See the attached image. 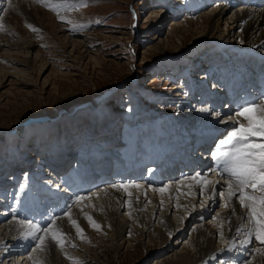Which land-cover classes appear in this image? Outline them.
<instances>
[{
	"label": "rangeland",
	"instance_id": "obj_1",
	"mask_svg": "<svg viewBox=\"0 0 264 264\" xmlns=\"http://www.w3.org/2000/svg\"><path fill=\"white\" fill-rule=\"evenodd\" d=\"M13 1L0 0V38L11 30L24 34L34 46L28 53L9 47L0 51L5 59L0 60V193L6 199L0 204L2 226L23 221L21 215L28 216L24 222L38 220L39 208L45 214L52 211L46 201H52L51 197L39 194L34 186L41 180L56 181L46 176H55L51 165H56L59 150L65 149L69 158L63 175L95 170L90 179L78 176L75 188L86 180L99 183L107 162L109 174L116 178L115 161L131 166L149 159L152 146L164 150L166 145L178 161L179 145L192 141L200 129L209 130L208 124L219 128L215 118L227 110L229 92L242 90L257 74L256 61L249 63L241 57L240 65L239 54H232L240 43L228 40L229 54L218 50V43L234 30L232 25L222 24L213 34L185 26L212 14L218 0H21L25 8ZM242 1L234 0L231 10L243 11ZM31 5L43 18L53 17L66 27L67 43L74 40L77 45L70 42L63 48L58 44L49 25L31 16ZM173 28L182 29L183 34H172ZM64 35H60L63 41ZM208 72L217 81L205 83ZM220 77L226 83L223 88ZM175 137L182 142L174 143ZM43 158L48 166L43 165ZM213 165L211 161L209 167ZM142 175L149 178L146 172ZM27 186L35 198L30 213V198L21 202L17 197ZM218 198L215 210L223 207V199ZM187 236L188 232L174 235L165 248L148 240L131 246L121 241L109 249L96 247L94 254H83L80 264H156L157 258L180 250L177 242ZM217 263L218 258L210 264Z\"/></svg>",
	"mask_w": 264,
	"mask_h": 264
},
{
	"label": "bare ground",
	"instance_id": "obj_2",
	"mask_svg": "<svg viewBox=\"0 0 264 264\" xmlns=\"http://www.w3.org/2000/svg\"><path fill=\"white\" fill-rule=\"evenodd\" d=\"M13 2L17 3L16 6L25 8V3L21 0ZM242 3L243 11H234L231 10L234 0H218L212 7V14L200 16L196 22L190 20L185 25L189 29L192 27L201 31L203 29L209 34H213L214 30L222 24L232 25L234 30H230L226 34L225 40L218 43V48H220L218 50L229 54L231 48L229 42H238L241 47L231 49L232 54H239V62L238 60L237 62L241 65L243 62L241 57L248 60L246 62L250 60L257 62L255 79L249 80L248 78L249 82L247 81V84L242 86V90L229 92L230 100L227 112L224 110L221 115L219 114L215 118L214 123L220 124L219 128L208 124L209 130L197 131L198 135L194 138H198L197 146L192 142L194 139L181 143L179 150H184L181 153L184 155L182 156L183 163L178 168L174 164L177 163V156L174 151H171V148L165 145V149L161 150V148L152 146L148 150L151 156L149 159L135 161V164L131 166H125L120 163L121 161H115L116 168H119L114 174L116 178L109 174L111 167L108 162H104L105 166L100 172L99 183L95 184V182L86 180L76 188L75 186L79 185L77 183L78 176L81 179L80 176L84 173H80V175L74 173L70 177L63 175L62 172L69 164V160H66L69 158L65 149H63L64 152L59 150L55 156L56 165H51L55 176L52 174L46 176L57 178L56 181L54 179L46 182L41 180L34 186L39 194L46 192L51 197L52 201H46L52 211L45 214L39 208L38 214L41 217L38 220L30 221L44 225L51 217H57L51 227L53 231L59 228L64 234L61 244L57 245L54 241L46 238L45 244L37 247L35 240L24 238L23 233L26 230L24 220H27L28 216L21 215L23 221L15 220L3 226L0 225V264H80L83 254H94L96 247L109 249L111 246L118 247L121 241L123 243L127 241L131 246L135 241L142 244L143 241L148 240L150 243H159L158 247L165 248L171 237L176 234L183 236L185 232H188L189 236L177 242L178 245H181V249L170 251L166 258L162 257L164 259L157 258L156 264H210L216 258L219 262L217 264H264V243L256 240L254 235L251 237L247 235V231L251 227V221L246 219L248 209L242 206L235 196H228L230 181L227 173H221L216 167H211L212 169L209 167L210 161L213 159L208 155L212 150L208 145V139L224 129L222 137L219 136L223 138L226 130H230L233 124L231 117L234 115L235 109L241 104L264 99V71L261 69V64L264 63V54H262L264 53V0H243ZM30 8L31 12L33 11L31 16L39 18L42 24L45 21V25L48 24L50 27L47 29L51 30L53 38L63 48H66L70 42L77 45L74 40L67 43V36L64 35L63 30L66 27L57 24L53 17L48 19L45 16L43 18L38 8L32 7V5ZM34 13L35 15H33ZM2 31L1 34L4 33V30ZM5 31V35L0 38V51L3 47H9L28 53V50L34 46L29 39L24 37V34L16 32L14 34L11 30ZM171 33L174 35L182 33V29L173 28ZM61 34L65 36V41L62 40ZM231 35L233 36L229 39L228 37ZM35 36L33 35L32 39ZM21 40L23 43L19 42ZM258 48L263 49L262 53L257 51ZM1 59L5 60L2 55H0ZM204 67L206 68V66ZM201 71L204 72V69ZM225 72L227 71L225 70ZM228 76H231V73ZM220 78L223 88L226 83L222 77ZM203 80L205 83H209L217 81V78L208 72V76L203 77ZM231 80L233 84H236L235 78L232 77ZM216 84L218 83H212L214 86ZM213 91L215 92V90ZM206 95H210V92ZM173 140L174 143L182 142L178 137ZM204 150L205 152H203ZM197 152L201 154L199 160H196ZM42 163L48 166L44 158ZM164 167L165 169L171 168L169 175L163 173ZM189 167L190 169L186 171ZM104 169L106 172H103ZM146 169H148L149 176V178L146 177L147 179L142 175ZM38 174L39 171H37ZM84 175H86V179H90L95 175V170L87 169ZM192 177H197V179H192ZM38 180L40 179L38 178ZM120 184L127 185V188L113 187V185ZM134 185H140V187ZM62 188L64 191L61 193L58 189ZM161 188L164 190L160 191ZM232 188L235 190L234 183ZM28 189H30L28 186L22 188L17 197L22 198L21 202H27L30 198L28 207V213H30L35 208V198L28 194ZM250 190L246 191L253 192L252 189ZM66 193L69 195L68 197L65 196ZM0 194V204H5V193ZM218 195L224 201L221 210H215L219 199ZM255 195L264 197V193L258 189L255 191ZM81 196L84 199H77ZM245 203L248 201L246 200ZM225 204L226 206H224ZM65 212H70V216L65 215ZM213 216L214 218H212ZM89 217L94 223L90 222ZM77 225L83 229L82 233L78 231ZM96 225H99V228Z\"/></svg>",
	"mask_w": 264,
	"mask_h": 264
},
{
	"label": "snow or ice",
	"instance_id": "obj_3",
	"mask_svg": "<svg viewBox=\"0 0 264 264\" xmlns=\"http://www.w3.org/2000/svg\"><path fill=\"white\" fill-rule=\"evenodd\" d=\"M231 118L233 124L230 130H226L223 138L213 143L209 155L214 161V167L228 175L230 181L228 196H235L240 204L248 209L246 219L251 221V227L247 235L249 237L254 235L256 240L264 243V197L255 195L257 189L264 193V99L241 104L235 109ZM233 183L235 190L232 188ZM134 186L140 187V185ZM113 187L127 188V185L120 184ZM247 189H252L253 192L249 193ZM77 199L82 200L84 197ZM246 200L248 203H245ZM65 215L70 216V212H65ZM56 219L57 217H51L44 225L32 221L26 222L23 237L35 240L37 247L44 245L46 238L60 245L64 234L59 228L53 231L51 227ZM89 220L94 223L91 217ZM73 223L75 224V221ZM96 227L99 228V225ZM77 228L78 231L83 232L78 225Z\"/></svg>",
	"mask_w": 264,
	"mask_h": 264
}]
</instances>
